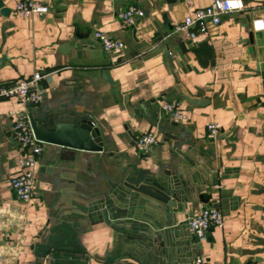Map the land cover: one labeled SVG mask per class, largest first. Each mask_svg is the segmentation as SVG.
Instances as JSON below:
<instances>
[{
  "label": "crops",
  "instance_id": "1",
  "mask_svg": "<svg viewBox=\"0 0 264 264\" xmlns=\"http://www.w3.org/2000/svg\"><path fill=\"white\" fill-rule=\"evenodd\" d=\"M39 1L48 12L23 17L17 0H2L10 13H0V87L39 71L44 93L29 114L51 124L86 118L102 150L43 142L36 194L20 202L9 186L21 154L9 131L19 106L0 95V264H264V30L251 27L264 16V0H240L242 10L222 14L193 44L174 26L188 3L212 0ZM131 5L144 16L120 28L117 13ZM95 30L124 49L106 53ZM174 100L184 121L161 108ZM211 121L221 127L215 139L206 129ZM142 131L158 138L147 154L134 147ZM194 163L208 170L203 180L218 184L197 186L177 209L164 205L168 229L134 237L127 235L133 224H115L124 216L105 219L104 199L134 193L124 183L158 186ZM203 206L220 208L224 225L198 238L186 221Z\"/></svg>",
  "mask_w": 264,
  "mask_h": 264
},
{
  "label": "built area",
  "instance_id": "2",
  "mask_svg": "<svg viewBox=\"0 0 264 264\" xmlns=\"http://www.w3.org/2000/svg\"><path fill=\"white\" fill-rule=\"evenodd\" d=\"M48 6L39 0H17L14 10L23 17L43 15L48 12ZM187 13L182 22L174 26V31L183 33L189 43H196L208 32V26L220 23V16L225 13L242 10L240 0H212L204 7H195L188 3ZM144 16V10L131 5L117 13V21L120 28L133 27ZM253 31L264 30V16L257 17L252 22ZM93 37L99 42L101 48L109 54L119 53L124 49L123 41L114 36L95 30ZM43 75L37 71L30 77H20L8 87H0V95L13 97L19 106L11 112L10 136L20 148L21 154L17 160V171L10 176L9 186L17 200L23 203L29 202L36 194V169L38 156L42 153V141L36 138L31 126L28 109L37 106L42 100L44 88L40 81ZM163 112L173 121H184L187 118L179 101H168L161 106ZM220 124L215 121L208 122L206 129L208 135L215 139L219 135ZM158 144V138L154 132L142 131L134 140L135 150L147 154ZM188 229L198 238H203L213 228H221L224 225V214L220 208L203 206L197 213L188 217ZM194 264H202L200 259Z\"/></svg>",
  "mask_w": 264,
  "mask_h": 264
},
{
  "label": "water",
  "instance_id": "3",
  "mask_svg": "<svg viewBox=\"0 0 264 264\" xmlns=\"http://www.w3.org/2000/svg\"><path fill=\"white\" fill-rule=\"evenodd\" d=\"M0 13L4 16H8L10 13V8L6 7L2 0H0ZM184 96L187 102L192 105L203 106L205 104L204 101L185 94ZM29 118L36 138L42 142L87 151L102 150V146L99 143V130L86 118L81 119L79 122L56 124L37 122L31 113L29 114ZM184 169L185 176H183L181 169H178L173 177L168 178L165 183H159L158 186L152 180L143 179L133 183H124L134 193L126 192L122 198H117L116 201L104 199L101 203H104L103 213L105 219L111 222V220L123 218L121 216H124L127 220H119L115 224L121 227L125 222H130V225L133 224V226L135 224L136 229L131 226L132 228L129 233L127 232V235L134 237L138 235L144 236L142 231L146 233V231L167 228L163 225V222H165V218L169 215V211L164 208V205L177 209V203L191 198L190 196L195 192L197 186L202 184H212L214 186L218 184L217 181L210 184L208 181L203 180V176L201 175L207 173L208 170L201 169L195 163L186 165ZM197 198L203 203L209 202L208 199L203 198L202 194H199ZM131 220H135L134 223ZM144 225H147V227H143ZM113 228L123 232V229H120V227ZM145 236L147 237V235Z\"/></svg>",
  "mask_w": 264,
  "mask_h": 264
}]
</instances>
